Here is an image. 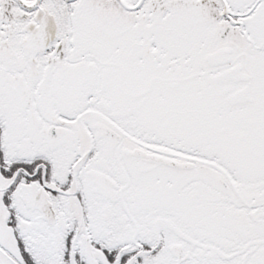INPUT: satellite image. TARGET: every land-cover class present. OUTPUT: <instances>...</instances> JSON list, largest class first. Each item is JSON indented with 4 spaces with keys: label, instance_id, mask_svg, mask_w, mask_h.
I'll return each instance as SVG.
<instances>
[{
    "label": "snow or ice",
    "instance_id": "1",
    "mask_svg": "<svg viewBox=\"0 0 264 264\" xmlns=\"http://www.w3.org/2000/svg\"><path fill=\"white\" fill-rule=\"evenodd\" d=\"M0 264H264V0H0Z\"/></svg>",
    "mask_w": 264,
    "mask_h": 264
}]
</instances>
